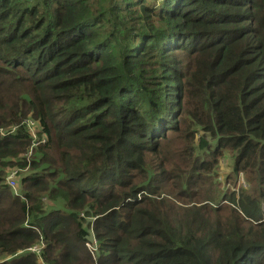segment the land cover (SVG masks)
<instances>
[{
  "label": "trees",
  "instance_id": "1",
  "mask_svg": "<svg viewBox=\"0 0 264 264\" xmlns=\"http://www.w3.org/2000/svg\"><path fill=\"white\" fill-rule=\"evenodd\" d=\"M90 236L94 264H264V0H0V264H93Z\"/></svg>",
  "mask_w": 264,
  "mask_h": 264
},
{
  "label": "rangeland",
  "instance_id": "2",
  "mask_svg": "<svg viewBox=\"0 0 264 264\" xmlns=\"http://www.w3.org/2000/svg\"><path fill=\"white\" fill-rule=\"evenodd\" d=\"M171 145L172 144L165 145V147L163 146L162 150L164 151L167 150V154L171 155L170 153ZM232 163L233 162H232L231 154L229 152H225L224 156L220 159L219 164L217 166L216 177L213 178V180L215 181L214 185L217 186L219 184L220 189L223 192H225L226 190L229 191L237 190L241 186H244V179L242 175H238L237 177L233 176ZM24 174H25V170H20V169L9 170L5 182H7V180L9 179H13L15 183L14 186L12 187L10 184L9 186L11 190L15 192L17 189V185L19 184V180L22 176H24ZM226 177H231L232 181L226 182ZM172 201L176 203H182L179 198L172 199ZM89 221L92 222V220ZM84 246L86 248L87 255L91 257V262H93L94 264L96 262V257H97V247H98L97 239H95V237L90 236L89 241L87 243H84ZM36 249H37L36 247L35 248L32 247L27 249V252L38 253L39 251H35ZM22 254L23 252L18 253V255H22ZM2 257L3 256H0L1 261H2ZM5 259L8 258L6 257ZM77 259L78 262H76V264H85V259L83 254H79ZM38 262L42 264L41 259H38Z\"/></svg>",
  "mask_w": 264,
  "mask_h": 264
},
{
  "label": "built area",
  "instance_id": "3",
  "mask_svg": "<svg viewBox=\"0 0 264 264\" xmlns=\"http://www.w3.org/2000/svg\"><path fill=\"white\" fill-rule=\"evenodd\" d=\"M7 183L10 184L12 187L14 186V180L13 179H9L7 180Z\"/></svg>",
  "mask_w": 264,
  "mask_h": 264
},
{
  "label": "clouds",
  "instance_id": "4",
  "mask_svg": "<svg viewBox=\"0 0 264 264\" xmlns=\"http://www.w3.org/2000/svg\"><path fill=\"white\" fill-rule=\"evenodd\" d=\"M35 247L37 248L35 251H39V247H38V246H35ZM35 247H34V248H35Z\"/></svg>",
  "mask_w": 264,
  "mask_h": 264
}]
</instances>
